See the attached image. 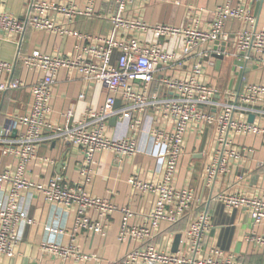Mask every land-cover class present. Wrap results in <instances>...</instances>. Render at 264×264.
Segmentation results:
<instances>
[{
  "label": "built area",
  "instance_id": "obj_1",
  "mask_svg": "<svg viewBox=\"0 0 264 264\" xmlns=\"http://www.w3.org/2000/svg\"><path fill=\"white\" fill-rule=\"evenodd\" d=\"M114 1L124 8L128 0ZM86 2L85 7L80 8L75 0H31L21 17L0 12V29L17 38L14 40L16 43L19 42L18 37L23 36L29 28L68 35L71 30L67 25L74 18L92 15L96 0ZM255 2L240 0L239 4L233 5L231 0H226L217 6L215 16L208 21L206 28L201 26L198 18L186 26H178L149 25L118 16L113 21L128 38L99 37L96 39L98 45L84 47L74 58L50 55L39 50L30 54L19 52L13 62L0 57V91L27 86L19 78H9L18 62L42 74L31 86L33 100L30 109L24 114L12 116L20 126L18 134L15 137L0 135V151L17 159L16 171L0 173V260L15 256L22 239L21 226L35 223L19 201L22 193L33 191L42 195L48 203L74 207L77 211L71 230V243L63 245L52 242L47 246L60 260L55 264H83L95 259L96 255L81 250L76 237L81 231L106 235L109 220L118 210L122 213L118 240L135 243L119 260V264H245L235 254H225L219 249H214L210 255L203 254L200 243L211 227V216L205 209L197 213L185 232L182 241L187 247L186 253L168 251L159 244L157 237L163 224L180 222L195 202L192 186L177 187L175 183L191 132L203 133L208 128L213 136L215 147L209 153L204 168L205 182L209 186L253 152L251 147L240 144L239 139L248 136L264 139V81L260 79L263 74L256 72V78L251 80L245 72L238 90L222 89L211 83L198 58L208 55L202 51L203 46L215 45L218 41L220 44L231 43L224 51L218 49L214 52L236 61L234 74L238 75L244 69L239 62L245 63L250 71L264 68V27H258L253 6ZM231 21L238 22L240 26L230 29L228 24ZM134 28L152 31L157 37L173 42L174 49L168 50L159 42L143 43L130 35ZM115 49L120 51L116 60L113 59ZM188 62L190 69L187 74H169V70ZM208 63L216 65V61L210 58ZM63 68L77 71L87 81L102 83L108 96L99 110L89 108L78 120L74 119V110H68L67 123L58 125L52 123L49 117L53 88ZM160 70L164 73L159 80L163 95L151 92ZM3 75L7 77L3 79ZM118 100L121 106L115 108ZM148 110H153L157 120L165 123V127L157 126L150 132L164 148L165 167L159 181L130 178L135 190L144 196L152 194L154 197L150 211L141 222L133 225L130 222L134 214L129 207H119L109 198L94 196L87 191V186L93 181L92 165L97 153L112 151L121 163L137 152L141 116ZM127 113L132 115V134L120 139L109 136L107 125L110 119H123ZM250 115H254L253 121L249 120ZM58 141H67L84 154L80 180L72 183L62 176H54L40 182L28 178L26 171L32 162L53 163V160L39 154L40 145ZM262 165L264 162H259V166ZM215 198L227 207L248 209L256 225L264 221V197L260 195L222 192ZM94 214L98 218L93 217ZM49 230L64 231L59 227ZM257 241L264 244L262 238H257Z\"/></svg>",
  "mask_w": 264,
  "mask_h": 264
},
{
  "label": "crops",
  "instance_id": "obj_2",
  "mask_svg": "<svg viewBox=\"0 0 264 264\" xmlns=\"http://www.w3.org/2000/svg\"><path fill=\"white\" fill-rule=\"evenodd\" d=\"M30 1L0 0V12H8L21 17ZM47 1L59 2L61 0ZM75 2L80 8L85 7L87 3L86 0H75ZM225 2L226 0H128L124 8H121L120 3L114 0H96L92 15L78 16L67 25L71 30L68 35L29 28L23 36L18 37L19 42L16 43L14 40L17 38L14 39L10 33L0 29V57L4 61L13 62L19 52L30 54L39 50L50 55L74 58L84 47L98 45L96 39L99 37H112L117 40L128 38L113 21L118 16L132 21L146 22L149 25L178 26H186L198 18L201 26L206 28L208 21L214 18L217 6ZM231 2L237 5L240 0H231ZM257 2L258 0L253 4L255 13ZM256 15L258 27H264V0ZM238 26L240 24L236 21L228 24L232 30ZM130 35L143 43L159 42L168 50L174 49L175 46L173 42L169 43L163 37H157L152 31H146V29L134 28ZM202 51L207 52L208 55L201 59L198 57L199 61L202 62L211 83L219 86V74L224 71L223 66L226 61L223 60L217 68L214 44L203 46ZM119 54L120 51L115 49L113 59L116 60ZM208 58L215 60L216 65L211 66ZM231 61L229 82L226 87L236 89L238 75L234 74L235 60L231 58ZM190 62L182 67L169 70V74L177 76L187 74ZM163 74V70L157 72V80L151 87L152 93L164 94L159 83ZM41 76V73L23 67L20 62L16 64L15 71L9 78H19L26 82L27 86L16 90L0 91V135L13 136L15 130L16 135L18 134L20 126L12 116L24 114L30 109L33 100L31 86ZM255 76L249 79L253 80ZM6 77L3 75V79ZM260 79L264 81V75H261ZM81 95L84 96L81 97ZM107 96L108 92L102 83L87 81L77 71L63 68L59 71L53 88L49 118L52 123L64 125L68 121L67 111L73 109L74 119L78 120L89 108L99 110L104 105ZM131 120L132 115L127 113L123 119H117L115 122L109 121L107 125L109 136L115 139L130 136L132 134ZM141 121V130L137 135V152L121 163L117 161L112 151L97 153L92 165L93 181L87 186L90 194L109 198L119 207H129L134 214L130 222L133 225L144 219L152 208L154 197L152 194L144 196L135 190L129 181L130 178L159 181L163 177L165 167L164 148L150 135L153 128L165 127V123L157 120L153 110L142 114ZM205 135L207 139L202 149ZM238 142L251 147L253 152L241 159L231 172L220 177L214 185L209 186L205 182L204 168L209 153L213 152L215 147L211 131L206 128L203 133L194 131L188 135L186 150L180 162L175 183L177 187L192 186L195 190V202L180 222L173 225L163 224L157 241L168 251L187 252V247L182 241L185 232L197 213L205 209L211 216V227L200 243L203 254L210 255L214 249H219L225 254H235L238 260L245 264H264V244L257 241V238L264 239V221L256 225L252 222L248 209L227 207L224 202L215 198L222 192H241L249 196L264 197V165L259 166V162H264V139L260 136H248L239 139ZM53 143L39 147V154L53 160V163L40 160L32 162L27 167V177L45 182L54 176H62L68 182H78L84 154L67 141H58L55 145ZM16 170L17 159L11 154H3L0 151V173ZM19 201L35 223L21 226L22 239L15 256L3 257L0 264H55L60 262L56 255L47 249V246L52 242L63 245L71 243V230L77 214L76 208L48 203L42 195L33 191L22 193ZM93 217L98 218V215L94 214ZM121 223L122 213L118 210L109 220L106 235L89 234L84 231L77 235L76 242L81 250L96 255L95 259L83 264H119V260L128 249L135 245L134 242L118 240ZM55 227L64 231L49 230ZM178 236L180 241L174 248Z\"/></svg>",
  "mask_w": 264,
  "mask_h": 264
},
{
  "label": "water",
  "instance_id": "obj_3",
  "mask_svg": "<svg viewBox=\"0 0 264 264\" xmlns=\"http://www.w3.org/2000/svg\"><path fill=\"white\" fill-rule=\"evenodd\" d=\"M262 2H263V0H258L257 5H256V14H258V11L261 8ZM230 46H231V43H227L226 44V43L223 42V43L220 44L217 41V42H215L214 50L216 51V50L220 49L221 51H224L226 49V47H230ZM215 56L217 57V68H219V66L221 65L222 61L225 59V56L223 54H218V53H215ZM235 63H236V61H235ZM238 64L241 65V66H244V69L241 70L238 73L237 87H236L237 90L242 85V80H243L242 78H243L244 73L250 71V68L249 67H246V64L245 63L239 62ZM120 104H121L120 103V100H118L117 103H116V105H115V108H118L120 106ZM116 120H117V118L116 117H113V118L110 119V122H115ZM249 120L250 121H253L254 120V115H250ZM13 136L14 137L16 136V130L13 132ZM206 139H207V135H205V139H204L203 144H202V149H203V147L205 145ZM53 145H55V142L53 143ZM179 241H180V237L178 236L176 238V240H175L174 248L177 247V245L179 244Z\"/></svg>",
  "mask_w": 264,
  "mask_h": 264
},
{
  "label": "rangeland",
  "instance_id": "obj_4",
  "mask_svg": "<svg viewBox=\"0 0 264 264\" xmlns=\"http://www.w3.org/2000/svg\"><path fill=\"white\" fill-rule=\"evenodd\" d=\"M226 62H225V65L223 66V70L222 73L219 74V86L222 88V89H226L227 87V84L229 82V74H230V70H231V58H225L224 59ZM256 72H258L259 74H263L264 75V68L261 67L259 69H254L252 71H249L247 72V77H250L251 76L253 77Z\"/></svg>",
  "mask_w": 264,
  "mask_h": 264
}]
</instances>
